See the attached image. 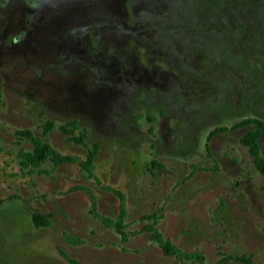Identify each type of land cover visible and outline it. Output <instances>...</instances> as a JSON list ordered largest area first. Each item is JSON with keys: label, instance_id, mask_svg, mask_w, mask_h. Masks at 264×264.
Instances as JSON below:
<instances>
[{"label": "rangeland", "instance_id": "rangeland-1", "mask_svg": "<svg viewBox=\"0 0 264 264\" xmlns=\"http://www.w3.org/2000/svg\"><path fill=\"white\" fill-rule=\"evenodd\" d=\"M245 117L264 119V0H0V264H264L254 125L207 137ZM25 128L81 159L98 141L91 172L33 166ZM148 214L204 260L163 254Z\"/></svg>", "mask_w": 264, "mask_h": 264}, {"label": "trees", "instance_id": "trees-1", "mask_svg": "<svg viewBox=\"0 0 264 264\" xmlns=\"http://www.w3.org/2000/svg\"><path fill=\"white\" fill-rule=\"evenodd\" d=\"M253 124L254 128L247 130L241 137L240 142L247 146L248 152L250 156L253 158V165L254 167L259 170L264 175V157L260 153V146L258 143V137L260 136L261 132L264 131V119H260L257 117H245L240 121H237L230 126H216L208 133V139L212 137L214 134L223 132L229 129H235L243 125H250ZM54 127V122L52 120H46L43 124V133L46 134L49 130ZM78 128L77 121L75 119L68 120L65 123L59 125V129L67 134V138L69 140H73L79 144H85L84 137L86 136V129L83 127L80 129L79 134L74 133V129ZM15 134L20 137H27L30 139L33 149L31 152H23V156L27 162L31 163L33 166H39L45 159H50L56 165L65 163V162H72L77 161L84 169L91 172L92 169V162L94 157L97 154L99 148V142L93 141L90 146H87V152L85 158H79L77 156L71 154H63L56 150L50 142L46 139H43L41 136L34 135L32 131L28 128L25 129H16ZM2 201L0 200V203ZM123 209L120 213V217L117 220H108V223L113 225L118 232H121L122 238L126 239V234L123 231ZM145 218L152 219V222L147 223L144 225L143 230L149 232V235L152 240L156 241L163 254L166 255H177L182 258H189V259H198L200 262L204 260L203 255L199 251H184L175 244H173L168 238H164L162 233L156 228L155 226V215L148 214L145 215ZM32 222L34 226H45L49 224L48 218L41 214L40 212H34L32 215ZM70 240V237H68ZM72 240V239H71ZM75 241H79V239H73ZM60 254L68 261V264H82L79 260L71 257L67 254L63 249L58 248ZM227 258H232L231 256H227ZM226 257L222 258L221 261L226 260ZM236 260L244 263L251 264L250 257L242 255L235 258ZM202 264V263H201ZM261 264V263H259Z\"/></svg>", "mask_w": 264, "mask_h": 264}, {"label": "flooded vegetation", "instance_id": "flooded-vegetation-1", "mask_svg": "<svg viewBox=\"0 0 264 264\" xmlns=\"http://www.w3.org/2000/svg\"><path fill=\"white\" fill-rule=\"evenodd\" d=\"M151 42H152V41L149 40V41H147L145 44L148 45V44L151 43Z\"/></svg>", "mask_w": 264, "mask_h": 264}]
</instances>
